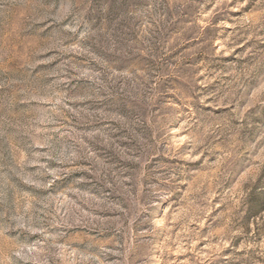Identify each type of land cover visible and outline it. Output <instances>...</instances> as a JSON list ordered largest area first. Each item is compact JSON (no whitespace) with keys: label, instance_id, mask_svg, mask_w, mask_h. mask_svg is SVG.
<instances>
[{"label":"rangeland","instance_id":"rangeland-1","mask_svg":"<svg viewBox=\"0 0 264 264\" xmlns=\"http://www.w3.org/2000/svg\"><path fill=\"white\" fill-rule=\"evenodd\" d=\"M0 264H264V0H0Z\"/></svg>","mask_w":264,"mask_h":264}]
</instances>
